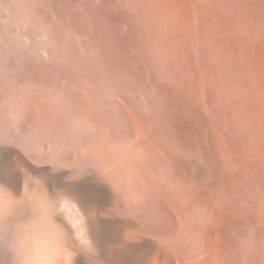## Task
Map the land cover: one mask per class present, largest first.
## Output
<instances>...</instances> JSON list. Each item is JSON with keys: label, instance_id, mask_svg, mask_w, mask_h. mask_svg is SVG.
<instances>
[{"label": "bare ground", "instance_id": "obj_1", "mask_svg": "<svg viewBox=\"0 0 264 264\" xmlns=\"http://www.w3.org/2000/svg\"><path fill=\"white\" fill-rule=\"evenodd\" d=\"M162 6L0 0V264H264V62Z\"/></svg>", "mask_w": 264, "mask_h": 264}, {"label": "rangeland", "instance_id": "obj_2", "mask_svg": "<svg viewBox=\"0 0 264 264\" xmlns=\"http://www.w3.org/2000/svg\"><path fill=\"white\" fill-rule=\"evenodd\" d=\"M161 2L166 61L179 51L180 61L216 63L233 60L238 51L251 61L264 62V0ZM113 21L119 29L118 18Z\"/></svg>", "mask_w": 264, "mask_h": 264}]
</instances>
